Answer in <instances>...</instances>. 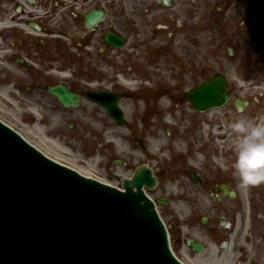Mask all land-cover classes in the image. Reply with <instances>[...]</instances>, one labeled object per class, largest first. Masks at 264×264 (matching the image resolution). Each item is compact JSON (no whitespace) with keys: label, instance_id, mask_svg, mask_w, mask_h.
<instances>
[{"label":"rangeland","instance_id":"374dc122","mask_svg":"<svg viewBox=\"0 0 264 264\" xmlns=\"http://www.w3.org/2000/svg\"><path fill=\"white\" fill-rule=\"evenodd\" d=\"M160 7L156 14L158 26L145 25L143 19L147 17L140 18L143 33L139 55L145 61L136 57L131 62L133 69L127 70L128 64L123 67L131 72L136 71L134 62L141 68L147 66L146 70L156 74L154 78L161 85L154 90L143 89L133 99L121 102L128 121L126 127L118 126L101 107L86 103L77 109H64L59 105L20 101L17 92L4 83L3 71H0V119L54 160L120 188L121 178L131 177L142 164L161 172V185L150 195L154 199L162 196L169 199L159 210L170 227L174 251L185 264H201L200 254L191 252L186 239L193 236L204 242L207 250L201 254L208 256L212 247L219 245L221 236L215 227L226 216L240 220L234 258L226 264H264V183L248 188L245 180L237 186L242 195L236 202L219 205L209 194L210 179L201 186L190 180L189 168L205 175L218 169L217 152L223 143L216 131L215 114L210 112L196 118L184 99L185 92L194 84L216 73L231 78L233 61L228 49L239 41L241 32L253 40L243 56L253 54L264 60V0H173L171 7ZM159 75L169 84H173L171 77L179 76L184 89H167ZM4 89L7 97L2 94ZM31 108L37 110L39 117ZM169 130L180 133L168 134ZM173 152H183L184 157H178L188 164L168 175L164 166L181 161L173 157ZM235 154L240 159L247 155ZM261 158L264 155L255 153L247 165L253 168L264 165ZM115 160L125 163L118 165ZM203 216L209 218L207 225L201 222Z\"/></svg>","mask_w":264,"mask_h":264},{"label":"flooded vegetation","instance_id":"af4514ba","mask_svg":"<svg viewBox=\"0 0 264 264\" xmlns=\"http://www.w3.org/2000/svg\"><path fill=\"white\" fill-rule=\"evenodd\" d=\"M160 6L163 5L155 0L132 3L125 0H0V71L6 75L4 83L17 92L20 101L61 107L63 104L49 88L63 86L79 94L82 104L92 106H100L87 97L93 91L116 93L122 101L133 99V91L157 89L161 84L154 78L156 74L146 70L147 66L141 68L134 62L136 71L131 72L123 66L128 64L127 70L133 69L132 59L144 58L139 55L143 33L140 18L144 15L147 17L143 19L145 25L158 26L156 14ZM244 28L246 22L241 30ZM238 39L234 42L229 80L231 101L212 110L216 116V131L223 143L217 152L219 167L210 175L194 168L187 171L189 178L196 171L205 184L211 180L209 194L214 188L213 198L219 200L220 205L236 202L241 196L231 197L224 186L229 187L230 193L238 191V184L245 180L248 188L257 186L251 182V174L258 168L264 169V165L256 168L247 165L253 159L248 154L264 155V60L253 54L243 56V51L253 41L249 34L241 32ZM241 40L244 42L239 44ZM174 77L170 78L173 84H169L159 75L167 89H184L183 80ZM192 112L196 118L203 117ZM173 133L180 131L171 130L170 134ZM235 152L247 155L240 159ZM173 154L177 159H180L178 155L184 157ZM180 160L164 166L168 175L188 164L187 160ZM261 160L264 162L263 158ZM225 220L228 226L223 227L219 222L215 227V232L221 236L218 252L222 251L225 241L234 247L240 225L239 217L233 224L231 218Z\"/></svg>","mask_w":264,"mask_h":264},{"label":"water","instance_id":"95a60500","mask_svg":"<svg viewBox=\"0 0 264 264\" xmlns=\"http://www.w3.org/2000/svg\"><path fill=\"white\" fill-rule=\"evenodd\" d=\"M50 91L65 107L81 104L63 86ZM94 96L118 125H127L117 96ZM186 99L200 113L222 107L230 99L227 79L215 75ZM263 179L264 170L252 175L255 183ZM122 184L124 190L53 162L0 121V264H182L147 194L158 185L153 168L139 166ZM187 243L194 253L205 250L193 237Z\"/></svg>","mask_w":264,"mask_h":264},{"label":"bare ground","instance_id":"6f19581e","mask_svg":"<svg viewBox=\"0 0 264 264\" xmlns=\"http://www.w3.org/2000/svg\"><path fill=\"white\" fill-rule=\"evenodd\" d=\"M123 81L127 82L126 80H123ZM2 94L7 97V90L4 89L2 91ZM31 112L37 115V117H39V114L35 108H31ZM35 124H36V127H38V129L41 130L39 123L36 122ZM79 171L83 172L81 170ZM199 258H200L199 260L201 264H226L227 262H229V260L233 261V258H234L233 245L231 244L228 249L223 250L221 252H218L216 247L213 246L211 249V253L208 256L205 257L204 255L200 254Z\"/></svg>","mask_w":264,"mask_h":264}]
</instances>
